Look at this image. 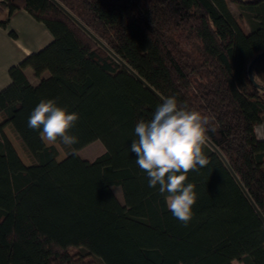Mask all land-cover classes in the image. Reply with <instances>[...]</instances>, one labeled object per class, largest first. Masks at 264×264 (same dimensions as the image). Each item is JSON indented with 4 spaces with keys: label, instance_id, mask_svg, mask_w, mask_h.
Segmentation results:
<instances>
[{
    "label": "trees",
    "instance_id": "16d2710c",
    "mask_svg": "<svg viewBox=\"0 0 264 264\" xmlns=\"http://www.w3.org/2000/svg\"><path fill=\"white\" fill-rule=\"evenodd\" d=\"M17 10L53 40L12 66L0 90V264H264V139L256 134L264 58L253 80L248 73L264 52V0H0V26ZM121 62L215 129L203 149L208 165L188 173L197 201L187 226L130 152L136 123L162 99ZM41 99L79 114L70 130L78 143L64 146L62 161L27 126ZM98 140L106 152L82 159L79 151Z\"/></svg>",
    "mask_w": 264,
    "mask_h": 264
},
{
    "label": "clouds",
    "instance_id": "9594fccd",
    "mask_svg": "<svg viewBox=\"0 0 264 264\" xmlns=\"http://www.w3.org/2000/svg\"><path fill=\"white\" fill-rule=\"evenodd\" d=\"M79 114L57 105L55 99H41L32 110L27 126L40 131L42 141H57L71 147L78 137L70 130ZM210 117L178 103L175 96L163 97L150 119H140L134 128L130 152L135 163L146 173L148 186L165 196L167 208L174 218L187 226L197 201L195 185L187 182L188 173L208 165L204 146L208 140Z\"/></svg>",
    "mask_w": 264,
    "mask_h": 264
},
{
    "label": "crops",
    "instance_id": "0c3cea01",
    "mask_svg": "<svg viewBox=\"0 0 264 264\" xmlns=\"http://www.w3.org/2000/svg\"><path fill=\"white\" fill-rule=\"evenodd\" d=\"M232 9V3L230 4ZM6 12L0 15V19ZM16 36H12L11 32ZM53 40L50 31L26 10H17L9 20L6 28L0 26V90L11 83L9 70L12 66L20 64L26 57L38 52ZM26 74L33 84L38 80L32 70L27 69ZM259 139H264V117L262 123L256 128Z\"/></svg>",
    "mask_w": 264,
    "mask_h": 264
},
{
    "label": "rangeland",
    "instance_id": "374dc122",
    "mask_svg": "<svg viewBox=\"0 0 264 264\" xmlns=\"http://www.w3.org/2000/svg\"><path fill=\"white\" fill-rule=\"evenodd\" d=\"M232 10L236 18H240L243 20V23L246 28L249 27V24L245 20V18L241 17L240 9L235 5L232 4ZM0 122H2V119L0 117ZM6 136L9 138V140L12 142L13 146L18 152L19 157L21 160L28 166L32 164V159L21 149V146L19 142L17 141L16 136L13 134V132L10 130V128H5L4 130ZM48 146H55L59 152L58 161H62L67 157V150L65 149L64 145L57 141L55 144H47ZM106 152L104 145L101 141H95L91 143L90 145L86 146L82 150L79 151V155L82 159L88 160V161H94L96 158L101 156ZM113 190L115 194L117 195L118 199L123 203V194L120 187H113ZM234 264H240L238 262H235Z\"/></svg>",
    "mask_w": 264,
    "mask_h": 264
},
{
    "label": "water",
    "instance_id": "95a60500",
    "mask_svg": "<svg viewBox=\"0 0 264 264\" xmlns=\"http://www.w3.org/2000/svg\"><path fill=\"white\" fill-rule=\"evenodd\" d=\"M57 4H59L58 2H57ZM59 6H61L60 4H59ZM62 7V6H61ZM63 8V7H62ZM64 9V8H63ZM76 20V19H75ZM90 35H92L94 38H95V36L87 29V28H85L78 20H76ZM99 43L103 46V47H105L106 49H108L102 42H100L99 41ZM109 50V49H108ZM110 51V50H109ZM111 52V51H110ZM261 58H264V52H262V53H260L252 62H251V64L249 65V67H248V73H249V76H250V78H251V80H253V77H252V66L258 61V60H260ZM127 69H129V70H131L124 62H121ZM132 71V70H131ZM132 73L134 74V75H136L137 77H138V79L150 90V91H152L156 96H158L160 99H162V97L151 87V86H149L142 78H140L134 71H132ZM211 145H212V143H211ZM214 148H215V150L217 151V152H219L218 151V149L214 146V145H212ZM219 154L221 155V153L219 152ZM222 156V155H221ZM223 157V156H222ZM223 159H224V157H223ZM225 160V159H224ZM226 161V160H225ZM235 176V175H234ZM236 177V176H235ZM237 178V177H236ZM238 180V179H237ZM239 182V181H238ZM240 183V182H239ZM257 214H258V216H259V218L261 219V221L264 223V215L261 213V211H259L258 209H257Z\"/></svg>",
    "mask_w": 264,
    "mask_h": 264
}]
</instances>
